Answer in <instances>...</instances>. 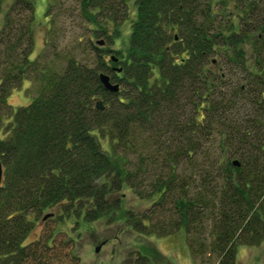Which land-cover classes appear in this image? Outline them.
<instances>
[{"label": "trees", "instance_id": "trees-1", "mask_svg": "<svg viewBox=\"0 0 264 264\" xmlns=\"http://www.w3.org/2000/svg\"><path fill=\"white\" fill-rule=\"evenodd\" d=\"M133 6L114 50L128 0L74 1L81 60L56 48L46 9L31 59L34 0H0V264L35 260L28 238L42 215L158 238L182 229L194 264H237L239 246L264 241V0ZM24 82L29 102L13 108ZM126 192L151 208L128 210Z\"/></svg>", "mask_w": 264, "mask_h": 264}, {"label": "rangeland", "instance_id": "rangeland-1", "mask_svg": "<svg viewBox=\"0 0 264 264\" xmlns=\"http://www.w3.org/2000/svg\"><path fill=\"white\" fill-rule=\"evenodd\" d=\"M75 0H57L55 6L51 0H34V22L31 24L33 39L30 58H35L43 48L45 35L49 29V22L45 16V10H49L50 17H55L54 25L50 31L56 48L62 52L70 51L74 47L73 54L77 60L85 59L82 49L87 38V31L79 22L75 14L71 15V8ZM134 0H128V18L118 27L119 37L109 45L110 49H124L130 30V20L134 15ZM52 4L49 7V4ZM233 5L228 4V9L233 11ZM228 10V11H229ZM111 35L112 27H108ZM81 37L77 45L76 39ZM98 39L105 40L103 37ZM75 42V44H74ZM28 82H24L22 88L14 91L8 103L16 108L26 105L29 102ZM104 149L106 142L100 140ZM125 207L134 212L140 213L150 209L147 201L136 199L129 192L125 193ZM119 198V197H117ZM116 200V198L114 199ZM49 212V211H48ZM52 212V211H51ZM50 212V213H51ZM57 215V213H55ZM43 216V215H42ZM40 216L35 228L29 235L30 243L38 245L32 249L38 251L35 260L31 264H135V258L142 253L145 258L141 260L144 264H194L185 243V235L182 229L166 237L158 238L153 236L139 235L130 228H126L122 222L111 223L105 220H98L81 227H75L73 221H67L58 226L53 217L42 220ZM264 221V217H263ZM54 233V235H53ZM53 235V237H52ZM50 241H45L49 240ZM99 246L97 252L95 247ZM40 255V257L38 256ZM237 264H264V241L258 246H239L236 254Z\"/></svg>", "mask_w": 264, "mask_h": 264}, {"label": "water", "instance_id": "water-1", "mask_svg": "<svg viewBox=\"0 0 264 264\" xmlns=\"http://www.w3.org/2000/svg\"><path fill=\"white\" fill-rule=\"evenodd\" d=\"M97 44H98V45H102L103 42H102V41H99V42H97ZM98 78H99V81H100V83L102 84V86H103V88H104L105 91L110 92V93H116V92H118V86H117V85H112V84L110 83V81H109L108 76H106V75H104V74H100V75L98 76ZM95 108L98 109V110H102V109H103L102 104H101L100 101H97V102L95 103ZM234 165L237 166V165H238L237 162H234ZM0 176H1V171H0ZM46 217H47V216H46ZM46 217H43V220H44ZM98 249H99V246L95 247V250H94V251L97 252Z\"/></svg>", "mask_w": 264, "mask_h": 264}]
</instances>
